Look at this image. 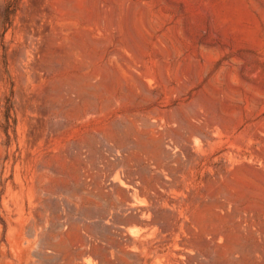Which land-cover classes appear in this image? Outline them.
Instances as JSON below:
<instances>
[{
	"label": "rangeland",
	"instance_id": "1",
	"mask_svg": "<svg viewBox=\"0 0 264 264\" xmlns=\"http://www.w3.org/2000/svg\"><path fill=\"white\" fill-rule=\"evenodd\" d=\"M0 264H264V0H0Z\"/></svg>",
	"mask_w": 264,
	"mask_h": 264
}]
</instances>
